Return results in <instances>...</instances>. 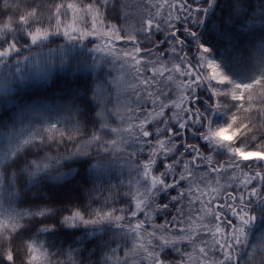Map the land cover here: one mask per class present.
Here are the masks:
<instances>
[{
  "label": "snow or ice",
  "instance_id": "1",
  "mask_svg": "<svg viewBox=\"0 0 264 264\" xmlns=\"http://www.w3.org/2000/svg\"><path fill=\"white\" fill-rule=\"evenodd\" d=\"M0 0V264L264 257V0ZM258 51L253 71L229 55ZM28 121V123H25ZM264 264V259L260 261Z\"/></svg>",
  "mask_w": 264,
  "mask_h": 264
},
{
  "label": "trees",
  "instance_id": "2",
  "mask_svg": "<svg viewBox=\"0 0 264 264\" xmlns=\"http://www.w3.org/2000/svg\"><path fill=\"white\" fill-rule=\"evenodd\" d=\"M28 2L31 3L33 0H28ZM35 2L38 3L39 0H35ZM234 55L235 59H233V55L228 56L231 64L230 71L238 75H244L255 69L259 56L256 49L251 47L245 49L242 57L239 54ZM76 83L65 73L58 71L46 82L37 81L30 87L17 88L14 95L7 99H0V142L6 141L4 140L5 124H10L11 120L17 116L21 109L33 100H38L52 106L47 113L48 118H51L50 115H63L59 109V103L66 99L70 89L74 88ZM25 123H28V121H25ZM262 259L264 257L258 256L257 264H260Z\"/></svg>",
  "mask_w": 264,
  "mask_h": 264
},
{
  "label": "rangeland",
  "instance_id": "3",
  "mask_svg": "<svg viewBox=\"0 0 264 264\" xmlns=\"http://www.w3.org/2000/svg\"><path fill=\"white\" fill-rule=\"evenodd\" d=\"M126 3L129 5V12L135 13L138 11L136 9V0H126ZM6 71H7L6 69H0V73H4ZM50 116L51 118L49 119H55V120L60 119V116L58 115H50ZM4 140H6V138H4ZM6 148H7V141L0 142V151L5 150Z\"/></svg>",
  "mask_w": 264,
  "mask_h": 264
}]
</instances>
